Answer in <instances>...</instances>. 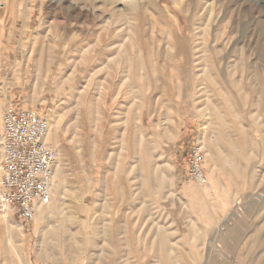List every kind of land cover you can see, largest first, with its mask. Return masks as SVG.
I'll return each mask as SVG.
<instances>
[{
	"label": "rangeland",
	"instance_id": "rangeland-1",
	"mask_svg": "<svg viewBox=\"0 0 264 264\" xmlns=\"http://www.w3.org/2000/svg\"><path fill=\"white\" fill-rule=\"evenodd\" d=\"M8 105L47 112L61 194L0 207V264H264V0H0Z\"/></svg>",
	"mask_w": 264,
	"mask_h": 264
},
{
	"label": "built area",
	"instance_id": "built-area-1",
	"mask_svg": "<svg viewBox=\"0 0 264 264\" xmlns=\"http://www.w3.org/2000/svg\"><path fill=\"white\" fill-rule=\"evenodd\" d=\"M48 129L42 109L8 105L0 115V207L10 209L22 224L51 200L56 154L45 140ZM204 163L202 146H189L186 176L199 186L208 183Z\"/></svg>",
	"mask_w": 264,
	"mask_h": 264
},
{
	"label": "bare ground",
	"instance_id": "bare-ground-1",
	"mask_svg": "<svg viewBox=\"0 0 264 264\" xmlns=\"http://www.w3.org/2000/svg\"><path fill=\"white\" fill-rule=\"evenodd\" d=\"M257 1V0H256ZM223 45V44H222ZM226 46H228V44L226 45ZM230 49V48H229ZM229 51V50H228ZM227 50H226V52H228ZM230 52V51H229ZM38 63V62H37ZM34 64H35V62H34ZM67 64V63H66ZM36 65V64H35ZM48 135H49V132H47V134H46V136H45V140L47 139V137H48ZM200 187H202V186H200ZM52 188H53V192H52V194L53 193H57V195L59 196L60 194H61V191L59 190V183H56V182H53V186H52ZM51 202H52V197H51ZM52 203H47V204H43V205H40L39 206V208H38V212H39V216H41V217H47L49 214H51V212H52V205H51ZM47 226V225H46ZM9 241V240H8Z\"/></svg>",
	"mask_w": 264,
	"mask_h": 264
}]
</instances>
